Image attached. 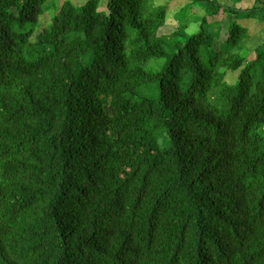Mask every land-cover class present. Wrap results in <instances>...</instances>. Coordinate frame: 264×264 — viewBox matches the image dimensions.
<instances>
[{
	"label": "trees",
	"instance_id": "obj_1",
	"mask_svg": "<svg viewBox=\"0 0 264 264\" xmlns=\"http://www.w3.org/2000/svg\"><path fill=\"white\" fill-rule=\"evenodd\" d=\"M190 1L0 0V264H264V6Z\"/></svg>",
	"mask_w": 264,
	"mask_h": 264
},
{
	"label": "rangeland",
	"instance_id": "obj_2",
	"mask_svg": "<svg viewBox=\"0 0 264 264\" xmlns=\"http://www.w3.org/2000/svg\"><path fill=\"white\" fill-rule=\"evenodd\" d=\"M65 0H57V7L59 8L61 4ZM75 5H82L87 0H70ZM220 3L227 4L229 6H233L234 3L237 0H218ZM190 0H155V4L157 5H167L168 6V15H167V21L164 27L161 28L160 33L161 34H169L175 31L178 27V23L180 20H189L193 21L191 27H189L188 31L193 32L197 30L198 24L194 22V20H197L198 17H201L204 15V12L202 11L200 4L196 3L194 6H192ZM253 6H264V0L262 3L256 2L255 0H238L236 7L240 9H250ZM105 8L104 2L100 6V10H103ZM51 15H50V14ZM45 15H43L40 19V24L38 27V31H40L43 27L48 25L51 21V16L54 12H49ZM219 19H226L225 13L223 11L220 12V14L216 18L209 17L208 20L211 22L213 20H219ZM258 20L252 19H242L240 20V25L247 26L249 29V39L247 40V47L250 50V56L249 58H253L255 56L254 50L263 45L264 42V24L263 22H257ZM236 73H230L227 77V79L232 83L236 79Z\"/></svg>",
	"mask_w": 264,
	"mask_h": 264
}]
</instances>
